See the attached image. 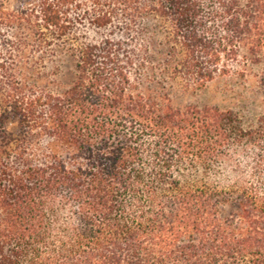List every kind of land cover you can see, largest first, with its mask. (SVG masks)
<instances>
[{
    "label": "trees",
    "instance_id": "1",
    "mask_svg": "<svg viewBox=\"0 0 264 264\" xmlns=\"http://www.w3.org/2000/svg\"><path fill=\"white\" fill-rule=\"evenodd\" d=\"M20 2L0 0L23 31L0 60V264H264V112L174 102L240 59L264 94V0ZM143 16L145 57L79 30Z\"/></svg>",
    "mask_w": 264,
    "mask_h": 264
},
{
    "label": "rangeland",
    "instance_id": "2",
    "mask_svg": "<svg viewBox=\"0 0 264 264\" xmlns=\"http://www.w3.org/2000/svg\"><path fill=\"white\" fill-rule=\"evenodd\" d=\"M3 4L5 9L10 12L17 11L23 6L20 0H3ZM117 27L121 30L113 27L97 31L88 25L80 27L79 30L85 37L96 40H101L112 33L114 39L124 42L127 50L145 57L143 55V50H145V16L141 17L134 26H127L125 21H121ZM127 28L129 31H125ZM22 32L12 26H2L0 29V60L6 61L8 64L13 63L11 60L15 59L16 53L7 46V42H15ZM230 65L231 75L218 77L202 90L187 92L176 89L175 104L183 107L196 106L202 109L211 107L219 110H235L244 117L246 126L253 125L254 119L264 112V94L262 90L260 91L256 78L261 69L247 68L243 59L230 63ZM140 73L145 76V68L141 69ZM17 126L16 121L10 120L5 128L8 132L15 133Z\"/></svg>",
    "mask_w": 264,
    "mask_h": 264
}]
</instances>
